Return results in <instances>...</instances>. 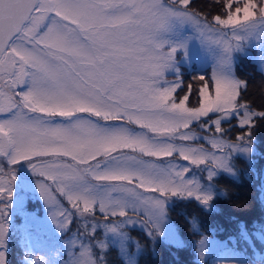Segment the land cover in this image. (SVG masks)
<instances>
[{
	"label": "snow or ice",
	"instance_id": "1",
	"mask_svg": "<svg viewBox=\"0 0 264 264\" xmlns=\"http://www.w3.org/2000/svg\"><path fill=\"white\" fill-rule=\"evenodd\" d=\"M192 4L0 0V264L21 170L36 178L55 228L70 233L62 251L28 249V264H105L99 253L109 244L137 264L128 226L150 225L155 242L169 235L170 199L213 207L211 182L220 171L235 175L233 153L251 155V130L264 121V107L244 99L248 82L234 68L236 54L249 48L259 49L264 68V0H217L211 16ZM194 39L211 56L212 72L192 77L203 83L198 105L189 106L191 83L177 96L184 84L177 53L187 58ZM233 120L246 129L242 143L224 139L223 125ZM241 235L247 240L246 226ZM207 250L203 237L202 261ZM219 264L250 261L233 253Z\"/></svg>",
	"mask_w": 264,
	"mask_h": 264
},
{
	"label": "trees",
	"instance_id": "2",
	"mask_svg": "<svg viewBox=\"0 0 264 264\" xmlns=\"http://www.w3.org/2000/svg\"><path fill=\"white\" fill-rule=\"evenodd\" d=\"M238 67L243 72L247 71L241 63ZM189 71L186 69L187 74ZM243 80L248 82L244 99L256 109L264 107V80H255L252 75H244ZM225 129L230 130L226 137L236 139L241 135L246 136V129L241 128L237 121L225 126ZM251 131V138L255 142L252 158L234 154L232 163L235 175L221 172L213 179L217 195L213 198L211 209L195 198H173L169 202L168 215L180 235L185 236L184 243L178 246L163 239L153 242V239L145 238L141 241L137 264H216L219 256L215 254L218 251L203 261L195 255L192 244L196 243L199 234L226 239L231 245L255 241L253 236L264 225V121H258ZM236 132L239 135H235ZM193 222L197 225L196 229ZM245 226L247 240L241 235V229ZM15 231L16 228H13V234ZM104 261L105 264H126L114 249L106 252Z\"/></svg>",
	"mask_w": 264,
	"mask_h": 264
},
{
	"label": "rangeland",
	"instance_id": "3",
	"mask_svg": "<svg viewBox=\"0 0 264 264\" xmlns=\"http://www.w3.org/2000/svg\"><path fill=\"white\" fill-rule=\"evenodd\" d=\"M221 2H223V0H221ZM240 2L241 0H236V3ZM234 6H236V4H234ZM192 7L197 11H201L205 15L209 16L215 15L219 12V8L217 7V0H201V3L200 0H193ZM246 51L247 54L238 53L235 56L234 68L236 75L242 80L244 78V75H252L255 80H264V68H262L256 62L259 49L249 48ZM189 53L190 54L187 58H185L182 54L177 53V60L180 63L181 73L184 79V84L182 86L183 91L178 90L177 96L182 97L187 91V85L191 83L193 85L191 94L192 98H189L188 103L189 106H197L200 99L198 95V89L203 82L193 81L192 77L201 74L205 75L206 78L210 77L212 72V58L201 47L200 41L198 39H194L189 44ZM239 63L244 65V67L247 69L246 72H243L238 67ZM186 69L190 70L188 74L186 73ZM250 71H252V73H250ZM168 79L173 80L175 79V77L173 75H169ZM262 89L264 92V85ZM209 90L213 91V86L210 81ZM235 121L236 120H233L231 123H234ZM231 123H224L223 127L225 128V126H228ZM193 131L201 135L205 134L202 133L200 128L195 125L193 126ZM229 131L230 130H228L227 133ZM235 135H239L238 132H236ZM224 139L230 142L242 143L237 138L234 139L225 136ZM252 141L253 151L251 155L243 153H233V155L240 154V156L251 159L255 151V142L253 139ZM205 147H207L206 144ZM17 167L19 168V166ZM221 172L224 171H220L219 173ZM193 174L197 179H200L203 176L205 179H203L202 182H207L206 173H200L199 171L194 170ZM35 179L36 178L34 176H31L30 173H25L23 170H21L19 173V182H21L22 185H20V187H18L16 190V206L14 207V210L10 215L8 247L5 251L6 264H28V261L24 259V256L28 249H31L32 252L37 256H43L46 254H53L56 251H62L63 242L66 241L70 235L69 233L62 236L61 233L55 228V222L49 214L48 208L45 205L43 198L40 196L38 188L35 187ZM213 187L214 191L216 192V187L214 184ZM172 199H170V201ZM32 200L33 208L23 210L26 204H32ZM133 218L136 219V217ZM97 219H100V217L98 216ZM150 227V225L144 227L141 224L137 223L135 226L130 225L125 229L130 238L127 250L129 253L134 254L136 261L140 252H137V245L139 246V249H141L142 240H144L145 238L152 239V237H149L147 234L150 230ZM167 227L169 229V235L165 237H158L156 241H161L159 239H163L165 241L171 242L172 244L181 246L184 243L185 236L180 235L169 215ZM13 228H16L14 234ZM74 230L75 229H73V231ZM259 231L255 233V236H253V238H255V241H248L244 244L238 243L231 245L227 242L226 239H219L213 236L199 234L196 236V243L192 245L195 246V255L200 258L198 252L199 241L203 237H207L208 250L206 252L205 258H208V256L211 255V253H213L214 251H218L219 255L215 254L216 256H219V260L216 264H219L221 260L231 259L233 253L239 256H243L246 260L250 261V264H259L261 259L264 258V238L259 235ZM104 238L105 237L102 231H98L96 233L97 240H104ZM110 249L118 251L126 261V257L121 253L118 245L109 244V247L104 250V252L99 254L105 257L106 252ZM97 251L99 252V250ZM60 259L66 260L67 256L62 255Z\"/></svg>",
	"mask_w": 264,
	"mask_h": 264
},
{
	"label": "flooded vegetation",
	"instance_id": "4",
	"mask_svg": "<svg viewBox=\"0 0 264 264\" xmlns=\"http://www.w3.org/2000/svg\"><path fill=\"white\" fill-rule=\"evenodd\" d=\"M32 179H33V177H32ZM19 183H20V185H22L21 182H19ZM32 208H33V200H32V204H26V206L23 208V210L32 209Z\"/></svg>",
	"mask_w": 264,
	"mask_h": 264
}]
</instances>
